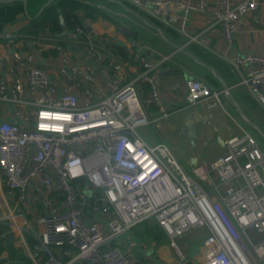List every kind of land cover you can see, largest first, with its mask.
Returning a JSON list of instances; mask_svg holds the SVG:
<instances>
[{"label":"built area","instance_id":"obj_1","mask_svg":"<svg viewBox=\"0 0 264 264\" xmlns=\"http://www.w3.org/2000/svg\"><path fill=\"white\" fill-rule=\"evenodd\" d=\"M123 1L167 16L176 0ZM258 7V0H220L213 25L233 44ZM207 8L208 0H190L180 27ZM26 38L0 32V63L12 75L0 78V184L14 203L0 215V239L19 240L31 264H157L122 246L133 229L154 223L183 263L176 242L194 230L207 233L201 264L264 258V149L255 136L241 128L224 154L187 169L166 142L152 146L139 132L172 115L157 75L173 55H148L132 39L133 64L109 59L104 40L85 25L58 34L48 27L30 41L33 49ZM46 55L57 61L54 78L37 63ZM232 64L264 106V55L235 56ZM186 87L187 106L224 109L225 90L202 80Z\"/></svg>","mask_w":264,"mask_h":264},{"label":"crops","instance_id":"obj_2","mask_svg":"<svg viewBox=\"0 0 264 264\" xmlns=\"http://www.w3.org/2000/svg\"><path fill=\"white\" fill-rule=\"evenodd\" d=\"M47 1L39 0L38 3H34L31 12L29 10L30 0H28V15L32 18L37 16ZM78 1L86 5V8H78V15H82L85 9L96 12V20L85 22L92 28V33L88 31V34L95 40L101 38L104 40V45L110 52L109 59L115 57L129 63V65L133 64L128 44L132 39L142 41L148 55H173L171 61L157 75L164 104L172 115L159 122L157 129L159 139L170 142L173 153L185 168L189 169L198 163L211 162L224 154L227 141L231 137L241 135V128L253 134L259 143L264 144V140L257 132L258 128L264 134V106L256 99L252 90L241 83L242 73L236 70L232 64L235 56L253 53L264 55V0H258V9L244 17L233 44H229L225 40L219 25H213L214 14L220 0H208L207 11L203 14L190 12L187 15L184 29L180 27L181 17L184 14L183 5L190 0H182L178 4L182 10L177 11L172 8L167 16H163L161 9L152 8L150 11H141L126 4L123 0ZM239 1L242 0H234V2ZM30 21L26 16L24 5V12L13 22H24L20 31H10L4 28L1 32L25 35L23 31ZM193 36H199V42H190V38ZM33 38L31 36L25 40L30 49H33L30 44ZM101 43L103 44L102 41ZM173 45L184 47L197 60L214 68L218 76L228 85L232 99L241 110L229 102L226 97L223 99L224 109L216 108L207 111L200 104L192 107L187 106L186 83L190 80H202L213 89H224L208 69L182 52L176 51ZM117 46L124 48L128 60L121 59ZM49 56L38 57L37 63L39 66L48 69L54 78L52 64L56 65L57 61L51 60ZM84 58L85 61H89L85 54ZM0 78L9 82L12 81V75H10L7 65L3 63H0ZM64 83L65 79L58 81L59 87L63 88ZM260 90L264 93V85ZM243 117L254 126L247 123ZM183 137L188 141L186 146L179 145V140ZM6 202H9L10 207L14 206L13 200L8 196ZM144 230L142 227L133 229L122 242L125 250L138 257L144 256H140L137 249L136 237L143 240L145 249L153 247L151 241H144V238L148 237L144 235ZM1 241L5 240L1 239ZM6 241L13 243L27 262L31 264L28 252L19 240L13 238V241ZM1 259L6 260L5 263H12L9 251L4 252ZM150 261L156 263V261Z\"/></svg>","mask_w":264,"mask_h":264},{"label":"trees","instance_id":"obj_3","mask_svg":"<svg viewBox=\"0 0 264 264\" xmlns=\"http://www.w3.org/2000/svg\"><path fill=\"white\" fill-rule=\"evenodd\" d=\"M0 7V32L3 31L5 25L13 23L17 20L18 16L24 12V4L22 1H16L11 3H1ZM86 8V5L81 3L78 0H56L53 4L48 6L43 13L36 18L34 17L28 23L27 28L23 31L24 37H35L39 34L45 32L46 28H50L52 33L58 34L63 31V26L61 25L60 16L63 15L65 27L68 29H73L76 25L83 26L87 20L94 21L97 18L96 12L90 9H85L82 15L77 14L78 8ZM118 52L122 60H128L125 50L122 46H117ZM142 228L145 229L147 223L142 224ZM149 229L150 233H153L154 238L161 236L166 238V235L161 231V229L156 225ZM155 231V232H154ZM0 232H5V228H0ZM147 235V233H144ZM5 241L0 239V264H4L6 260L1 259L4 252L9 251L10 260L12 262H18L21 264H30L27 262L26 258L22 256L19 249H17L13 243H10L6 240H9V236L4 238ZM188 264V263H187Z\"/></svg>","mask_w":264,"mask_h":264},{"label":"rangeland","instance_id":"obj_4","mask_svg":"<svg viewBox=\"0 0 264 264\" xmlns=\"http://www.w3.org/2000/svg\"><path fill=\"white\" fill-rule=\"evenodd\" d=\"M39 0H30L29 4V10L31 11L33 9V4L38 3ZM45 5V4H44ZM43 5V6H44ZM2 4L0 3V7ZM32 12V11H31ZM24 22L21 23H10L6 24L5 28L6 30H15V31H20V28ZM19 34V33H18ZM140 41V40H139ZM142 43V41H141ZM157 125H149L145 127L139 128L140 134L143 136V138L152 146L157 145L163 141L164 139H159V134H158V129ZM249 129V128H248ZM251 131V130H250ZM257 136V135H256ZM258 138V136H257ZM169 147L172 149V146L169 141H165ZM188 141L186 138H182L179 140V145L180 146H186ZM261 147L264 149V144L260 142ZM173 150V149H172ZM178 159V158H177ZM5 189L2 184H0V215H2L8 207L9 202H6V194H5ZM5 196V197H4ZM150 223L145 227V233H147L148 236L144 238V241H151L153 247L150 249H145L143 246V240L139 237H136V246L137 249L140 252V256H144V258L156 261L157 264H201V256L199 252V247L202 243V241L206 238L207 233L205 230H194L186 234L184 237L180 238L177 240V246L180 249L181 253L183 256L187 259L186 262L180 261L178 254L172 249L170 245V241L168 238L166 239L165 237L162 238L161 236H157L154 238L153 233L149 232V229L153 226ZM143 225H140L139 227H142ZM162 231V230H161ZM155 232V231H154ZM155 241V242H153ZM258 264H264V258L263 259H257Z\"/></svg>","mask_w":264,"mask_h":264},{"label":"water","instance_id":"obj_5","mask_svg":"<svg viewBox=\"0 0 264 264\" xmlns=\"http://www.w3.org/2000/svg\"><path fill=\"white\" fill-rule=\"evenodd\" d=\"M16 1H22V2L24 3V5H25V13H26V16L28 17L29 20H33L34 18L30 17V16L28 15V13H27V4H28V0H0L1 3H11V2H16ZM55 1H56V0H48V1L45 3V5L42 7V9L40 10V12L38 13V15L36 16V18L39 17V16L43 13V11H44L48 6H50L51 4H53ZM181 2H182V0H176L175 3L173 4V8H174L175 10H177V11H181V10H182L181 7L178 6V4H180ZM60 21H61V25L64 27L63 30H66L63 15L60 16ZM84 25L86 26L87 30H88L89 32L92 33V28H91L90 26H88L86 23H85ZM93 35H94V33H93ZM173 48L176 49V51H180V52H182L183 54H185L186 56H188L189 58H191L192 60H194V61H195L196 63H198L199 65H201V66L205 67L206 69H208V70L210 71V73H211V74H212V75H213V76H214V77H215V78L221 83L223 89L225 90V97H226V99H227L229 102L235 104V105L237 106V108L240 109V107L238 106V104H237L236 102H234V100L232 99L231 94H230V92H229V90H228V89H229L228 85L226 84V82H225L221 77L218 76V74L216 73V71L214 70V68H212L211 66L207 65V64L204 63V62H201V61L197 60V58H196L193 54H191L190 52L186 51V50L184 49V47H182V46L173 45ZM68 74H69L70 76H72V74H71L70 71H68ZM258 88L261 89L262 86L259 85ZM240 110H241V109H240ZM242 115H243V114H242ZM243 116H244V115H243ZM243 118L247 121V123L251 124V126H254V125H253L252 123H250L245 117H243ZM257 132L259 133V135H260V136L262 137V139L264 140V134H263L258 128H257ZM9 240H10V241H13V236H10Z\"/></svg>","mask_w":264,"mask_h":264},{"label":"snow or ice","instance_id":"obj_6","mask_svg":"<svg viewBox=\"0 0 264 264\" xmlns=\"http://www.w3.org/2000/svg\"><path fill=\"white\" fill-rule=\"evenodd\" d=\"M58 118H60V117H58Z\"/></svg>","mask_w":264,"mask_h":264}]
</instances>
